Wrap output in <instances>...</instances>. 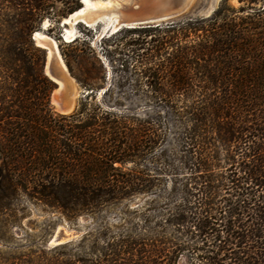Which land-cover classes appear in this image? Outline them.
Masks as SVG:
<instances>
[{"label":"trees","instance_id":"obj_1","mask_svg":"<svg viewBox=\"0 0 264 264\" xmlns=\"http://www.w3.org/2000/svg\"><path fill=\"white\" fill-rule=\"evenodd\" d=\"M81 1L0 0V264H264V9L121 29L104 58L63 42L84 97L61 115L33 36ZM100 91L170 107V151L157 125L89 113ZM59 224L79 237L49 247Z\"/></svg>","mask_w":264,"mask_h":264},{"label":"rangeland","instance_id":"obj_2","mask_svg":"<svg viewBox=\"0 0 264 264\" xmlns=\"http://www.w3.org/2000/svg\"><path fill=\"white\" fill-rule=\"evenodd\" d=\"M92 2H99L103 0H91ZM106 1V0H104ZM134 0H112L113 3H118L119 5L128 6L130 5ZM147 1V0H143ZM221 0H193L190 9L185 15L191 14L192 16L196 17H209L211 12L213 10H216L220 5ZM228 5L236 10L240 8H246L247 11H252L253 9H263L264 7V0H257L255 4H253L251 7H248V5H245L243 3H240L238 0H229ZM61 6H59L60 8ZM108 10V9H107ZM103 12V11H100ZM184 15V16H185ZM97 13H92L89 17L90 20H93L97 18ZM176 20V19H175ZM174 21V20H173ZM171 21L162 23L161 25L169 24ZM44 27L47 26V22L44 23ZM113 26V21H110L109 19L105 20L103 23L98 24L95 27L88 28L82 24H78L76 26H70L71 31V37L69 39H66L68 43L74 36H79L82 41H85L87 44H89L91 47L94 48V50L98 53V55L102 58H104L101 54V44L102 41H105L108 37L115 35L111 34V28ZM60 27L57 26L54 31L53 35L49 32V27H46L45 29H42L43 33H40L42 36L45 34V37L54 40L57 42L58 47L60 44L63 43V40L60 37ZM110 33V34H109ZM60 37V38H59ZM125 38L124 34L118 35L117 41L122 40ZM103 39V40H102ZM139 39L136 35L127 36V41H134ZM74 40V39H73ZM71 40V41H73ZM123 39L122 42L126 41ZM142 40V39H140ZM150 40V38H148ZM37 43V42H36ZM39 43V42H38ZM60 53V51H59ZM57 65H59V62L57 61ZM74 67H77V65L74 64ZM68 81V88L71 93V97L66 100L67 107L69 108L68 112L62 113L58 110V106L55 103V101L61 102L62 100H65V93L63 91H54L52 96V106L54 108V111L61 115H69L73 113L81 99L84 97L83 93L84 91L82 88L76 83L75 79L69 76L66 77ZM143 90H148L146 87H143ZM126 92H132V84H127L125 87ZM92 105L88 107L89 113H92L93 109H95V104L100 105V110L97 112L100 114H103L105 112L113 113L117 116H124L128 117L130 119L137 118L139 121H147L150 124L157 125V132L158 134L163 138L164 140V148L166 151H170V126L173 121H175L171 114H170V107H166L165 105L160 104H147L144 101H139L136 98L131 97L128 101L122 103V107H113L111 106L107 99L103 98V92L100 91V93L96 96V101L91 102ZM55 217V218H54ZM56 219L57 216H45L39 213H34L32 218L30 219L31 224L39 225L42 222H44L47 219ZM25 224H28V221H25ZM88 222L81 221L80 226L81 228L84 226H87ZM79 236L76 235L74 231H70L65 224H59V227L57 229V232L54 236V238L49 243V247L56 246L58 244L66 243L71 240L77 239Z\"/></svg>","mask_w":264,"mask_h":264},{"label":"water","instance_id":"obj_3","mask_svg":"<svg viewBox=\"0 0 264 264\" xmlns=\"http://www.w3.org/2000/svg\"><path fill=\"white\" fill-rule=\"evenodd\" d=\"M193 0H134L130 5L128 6H119V8L114 10L115 15L118 16V27L116 31H111V34H114L121 29H137L142 28L146 26H158L162 23H166L169 21H173L179 17L184 16L188 10L191 7ZM84 4V0L81 1V5ZM264 9V7H263ZM213 10L211 14L214 12ZM100 18H95L96 21L91 25H86L83 21V24L86 25L88 28H92L97 26L100 23H103L105 20L109 19L110 16H102L101 14L105 12H96ZM210 14V15H211ZM209 15V16H210ZM97 16V17H98ZM70 17V16H69ZM68 17V18H69ZM65 18L61 21L59 24L60 27V37L63 40L64 43H68L65 40L64 34L66 33L67 29H70V26L66 23L67 19ZM45 24L42 25V29H45ZM49 26V23L47 22V27ZM36 33H43V31L36 32ZM35 33V34H36ZM109 33V34H110ZM35 34L33 36L34 41L37 42V45L44 49L47 53V63L45 67V72L47 76L51 79V81L56 85L55 91L60 89L59 82L62 83L63 87L61 88V91L65 93V100H62L61 102H58V110L62 113L68 112L69 108L67 107V102L71 97V93L68 88V81L67 76H70L69 72L67 71L66 66L63 63V60L61 58V55L59 53V47L56 41L52 40L55 44V48L57 49V53L59 55L60 61L65 68L66 73L62 69L61 65H57L58 57L56 56H49V48L51 47L50 42H44L41 41L38 43V41L35 38ZM45 36V34H43ZM79 36H76L75 38H78ZM73 38V39H75ZM71 39V40H73ZM67 74V76H66ZM87 95V93L85 94Z\"/></svg>","mask_w":264,"mask_h":264},{"label":"bare ground","instance_id":"obj_4","mask_svg":"<svg viewBox=\"0 0 264 264\" xmlns=\"http://www.w3.org/2000/svg\"><path fill=\"white\" fill-rule=\"evenodd\" d=\"M119 6L120 5L118 3H113L112 0H106V1L103 0V1H99V2H92L91 0H84V4L82 5V8L79 11L72 14L67 19L66 23L69 26H76L78 24H83V22H84L86 25L91 26L96 21V19L90 20L89 19L90 15L94 11H96V12L103 11L105 13H103L101 15L104 17L110 16L109 20L113 21V26L111 28V31H116L117 27L119 26L118 25L119 20H118V16L115 15L114 10L119 8ZM98 18H100V16H98L97 19ZM78 21H83V22H78ZM85 24H83V25H85ZM64 37H65V39H69L71 37V31L67 29L66 33L64 34ZM35 38L38 42H41V41L50 42L51 47L49 48V56L50 57L51 56L58 57V62L61 65L64 72L66 73L65 68L63 67V65L60 61L59 55L57 53V49L55 48V44L53 43V41L51 39L45 37V36H42L40 33H36ZM73 38H75V36ZM73 38H71V39H73ZM66 42H68V41H66ZM69 42H72V41L70 40ZM66 76H67V74H66ZM59 84H60V89L58 90V92L63 87L61 82H59ZM55 103L58 106V103L56 101H55Z\"/></svg>","mask_w":264,"mask_h":264}]
</instances>
